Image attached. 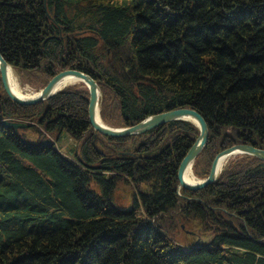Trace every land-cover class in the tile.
<instances>
[{
	"label": "trees",
	"instance_id": "trees-1",
	"mask_svg": "<svg viewBox=\"0 0 264 264\" xmlns=\"http://www.w3.org/2000/svg\"><path fill=\"white\" fill-rule=\"evenodd\" d=\"M0 51L36 90L64 69L90 73L114 126L198 110L201 177L226 147L264 148V0H0ZM88 103L83 82L18 103L0 73V114L33 121L0 122V264H264V160L236 155L213 183L179 189L195 123L108 136Z\"/></svg>",
	"mask_w": 264,
	"mask_h": 264
},
{
	"label": "water",
	"instance_id": "water-1",
	"mask_svg": "<svg viewBox=\"0 0 264 264\" xmlns=\"http://www.w3.org/2000/svg\"><path fill=\"white\" fill-rule=\"evenodd\" d=\"M10 67L12 65L7 61L2 52L0 51V73L3 82L4 89L8 95L18 103L22 104H33L45 101L55 95L57 92L62 90L64 87H60L64 82L72 80L71 78L78 79L83 82L89 91V103L88 113L89 120L92 124V128L96 132H100L108 136H129L133 134L144 133L156 126L164 124L173 120H190L195 123L199 128V135L190 146L184 157L182 158L178 167V188H185L190 190H196L203 188L214 181H216L219 173L223 170L220 169V162L223 159L233 157L236 155L249 154L264 160V148L258 147L249 143H237L232 146L226 147L220 150L213 159L211 164L210 172L207 176L200 178L198 181L190 182L186 179L185 173L189 165H194L197 156L205 147L209 137V127L206 118L196 109L191 107H178L169 110L161 111L158 113L150 114L144 117L133 125L127 126H114L105 122L100 113L101 103V87L97 79L90 73L80 69H64L56 73L48 83L36 91L31 96H21L16 93L12 87L10 80ZM13 68V67H12ZM70 85H73L71 83ZM68 86V85H67ZM0 122L7 127L20 128L26 127L33 123L26 121L12 120L10 118H3L0 114ZM97 135V133H96ZM95 135V137H96ZM49 143L50 140L46 139ZM191 232L190 230H187Z\"/></svg>",
	"mask_w": 264,
	"mask_h": 264
},
{
	"label": "rangeland",
	"instance_id": "rangeland-1",
	"mask_svg": "<svg viewBox=\"0 0 264 264\" xmlns=\"http://www.w3.org/2000/svg\"><path fill=\"white\" fill-rule=\"evenodd\" d=\"M15 72H16L15 73V76L18 78V80L20 82V85L26 90V92L33 93V92H36L37 91L36 90V87H34L32 84L28 83L26 81V79H25L24 76H22L21 74H19L16 70H15ZM76 84H80V83H76ZM49 137H50V139H53L52 136H49ZM75 145H76L75 141L72 140L71 138H69L66 135H64L63 138L58 142V147L60 148V150L64 154H68L70 156L72 155L71 149ZM233 157H231V158H233ZM193 173H194V175L198 179L202 178L200 175H198V174L195 173V171H194V165H193ZM115 196L117 197L118 202L120 204L124 205V206L131 203L132 194H131V190L129 188L126 189L123 186L118 187L115 190Z\"/></svg>",
	"mask_w": 264,
	"mask_h": 264
},
{
	"label": "bare ground",
	"instance_id": "bare-ground-1",
	"mask_svg": "<svg viewBox=\"0 0 264 264\" xmlns=\"http://www.w3.org/2000/svg\"><path fill=\"white\" fill-rule=\"evenodd\" d=\"M15 73H16L15 70L12 67H10V80H11V84H12L14 91L21 96L34 95L36 92H33V93L26 92V90L20 85V82L18 78L15 76ZM71 79L72 80H68L67 82H64L60 87H66L67 85H70L71 83L73 84L80 83L78 79H74V78H71ZM230 159L231 157L221 160L220 169L225 167L228 164ZM185 177L190 182H195L199 180L193 173V165L188 166L186 173H185Z\"/></svg>",
	"mask_w": 264,
	"mask_h": 264
}]
</instances>
